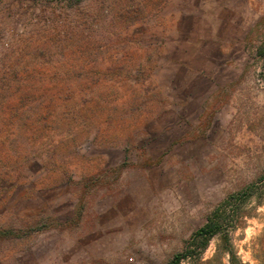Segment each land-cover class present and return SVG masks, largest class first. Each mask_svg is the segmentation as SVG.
<instances>
[{"label": "rangeland", "instance_id": "1", "mask_svg": "<svg viewBox=\"0 0 264 264\" xmlns=\"http://www.w3.org/2000/svg\"><path fill=\"white\" fill-rule=\"evenodd\" d=\"M176 256L264 264V0H0V264Z\"/></svg>", "mask_w": 264, "mask_h": 264}, {"label": "trees", "instance_id": "2", "mask_svg": "<svg viewBox=\"0 0 264 264\" xmlns=\"http://www.w3.org/2000/svg\"><path fill=\"white\" fill-rule=\"evenodd\" d=\"M218 223L212 218H208L206 220V223L201 227L198 231H196L194 239L196 241L193 242L194 247L198 248H204L206 242L215 234L218 232ZM200 240V241H199ZM180 257L176 256L172 261L168 264H179Z\"/></svg>", "mask_w": 264, "mask_h": 264}]
</instances>
